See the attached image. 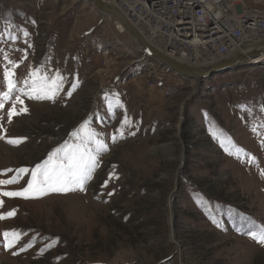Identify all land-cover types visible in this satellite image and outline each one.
Listing matches in <instances>:
<instances>
[{
    "label": "rangeland",
    "instance_id": "obj_1",
    "mask_svg": "<svg viewBox=\"0 0 264 264\" xmlns=\"http://www.w3.org/2000/svg\"><path fill=\"white\" fill-rule=\"evenodd\" d=\"M85 4L0 0V180L17 177L0 192L89 133L105 144L83 192L0 196V264H264L247 234L264 231V72L185 79Z\"/></svg>",
    "mask_w": 264,
    "mask_h": 264
},
{
    "label": "built area",
    "instance_id": "obj_2",
    "mask_svg": "<svg viewBox=\"0 0 264 264\" xmlns=\"http://www.w3.org/2000/svg\"><path fill=\"white\" fill-rule=\"evenodd\" d=\"M103 1L115 5L158 51L192 67H207L246 46L264 43V8L237 3L238 0ZM113 24L119 33H126L114 19ZM136 49L141 52L139 47ZM104 55L109 60V53ZM259 57L246 66L264 72V54ZM158 65L162 66L159 62ZM155 78L162 80L163 76L156 74Z\"/></svg>",
    "mask_w": 264,
    "mask_h": 264
},
{
    "label": "snow or ice",
    "instance_id": "obj_3",
    "mask_svg": "<svg viewBox=\"0 0 264 264\" xmlns=\"http://www.w3.org/2000/svg\"><path fill=\"white\" fill-rule=\"evenodd\" d=\"M27 35V33H25ZM9 73L5 71L4 78L8 83V91L3 93V97L0 99H11V93L14 91V84L12 80L8 79ZM62 82V81H61ZM59 90V84H56L55 89L49 88L47 92H37L33 86L32 91L22 92L23 95H27L30 98L40 99L42 96L47 99H52L55 92ZM51 93V95H49ZM35 94V95H34ZM15 101L23 103L20 99V95L15 96ZM15 105L13 104V109ZM4 108V103L0 102V109ZM26 111V109H24ZM13 115L12 111L8 112V119L11 120ZM134 134V133H133ZM78 135V134H77ZM95 133H89L86 139H81V143L74 145L71 149L67 148V145L63 148L56 149L48 160L43 164H36L31 170L27 168L18 169L19 173L31 172V179L27 181V186L19 191H3L0 192V196L6 197H22L24 199L38 198L39 195L47 193H60L66 194L71 191L79 190L85 191V185L92 179L93 171L97 165V159L95 153H99L105 150V144L99 140L94 141ZM115 140V138H113ZM95 142V148L90 145ZM13 143V141H8ZM55 158V163H53ZM5 173H0L4 175ZM264 176V172L261 173ZM17 177H13L8 180H0V186L15 183ZM105 182V186H106ZM112 193H109L111 195ZM3 201H0L2 205ZM14 215V212H8L7 214H0V219H5ZM251 239L257 241L259 244L264 245V231L257 234L255 231L247 233ZM5 249L14 247L18 242L20 234L17 232L5 231L3 234ZM21 251L25 250V247H21ZM14 255L17 253H13Z\"/></svg>",
    "mask_w": 264,
    "mask_h": 264
},
{
    "label": "water",
    "instance_id": "obj_4",
    "mask_svg": "<svg viewBox=\"0 0 264 264\" xmlns=\"http://www.w3.org/2000/svg\"><path fill=\"white\" fill-rule=\"evenodd\" d=\"M92 5L97 11L105 16H109L119 22L126 33L136 42V45L149 57L157 60L163 67L169 69L177 75L191 80L212 78L220 72L240 69L245 67L251 59L264 54V43L246 46L233 55L207 67L196 68L177 61L158 51L150 45L136 28L127 20L123 13L113 4L103 0H83Z\"/></svg>",
    "mask_w": 264,
    "mask_h": 264
},
{
    "label": "crops",
    "instance_id": "obj_5",
    "mask_svg": "<svg viewBox=\"0 0 264 264\" xmlns=\"http://www.w3.org/2000/svg\"><path fill=\"white\" fill-rule=\"evenodd\" d=\"M77 1H81V0H77ZM82 1H83V0H82ZM83 2H85V1H83ZM87 4H88V3H86L85 5H87ZM88 6H90L93 10H96L92 5L89 4ZM96 12L100 13V12L97 11V10H96ZM101 15H103V14L101 13Z\"/></svg>",
    "mask_w": 264,
    "mask_h": 264
},
{
    "label": "bare ground",
    "instance_id": "obj_6",
    "mask_svg": "<svg viewBox=\"0 0 264 264\" xmlns=\"http://www.w3.org/2000/svg\"><path fill=\"white\" fill-rule=\"evenodd\" d=\"M141 52H142V50H141ZM131 53V52H130ZM259 58H261V57H259Z\"/></svg>",
    "mask_w": 264,
    "mask_h": 264
}]
</instances>
